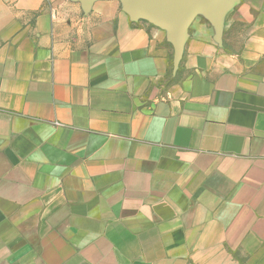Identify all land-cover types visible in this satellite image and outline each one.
<instances>
[{
    "label": "crops",
    "instance_id": "crops-1",
    "mask_svg": "<svg viewBox=\"0 0 264 264\" xmlns=\"http://www.w3.org/2000/svg\"><path fill=\"white\" fill-rule=\"evenodd\" d=\"M218 10L174 67L127 0H0V264H264V0Z\"/></svg>",
    "mask_w": 264,
    "mask_h": 264
},
{
    "label": "water",
    "instance_id": "water-1",
    "mask_svg": "<svg viewBox=\"0 0 264 264\" xmlns=\"http://www.w3.org/2000/svg\"><path fill=\"white\" fill-rule=\"evenodd\" d=\"M89 2L90 0H83ZM233 0H127V10L133 18H143L168 30L174 46V67L180 59L183 43L190 24L198 14H203L221 34L219 7Z\"/></svg>",
    "mask_w": 264,
    "mask_h": 264
},
{
    "label": "rangeland",
    "instance_id": "rangeland-1",
    "mask_svg": "<svg viewBox=\"0 0 264 264\" xmlns=\"http://www.w3.org/2000/svg\"><path fill=\"white\" fill-rule=\"evenodd\" d=\"M80 9H81V14L82 13H85V10H84V7L83 6H80Z\"/></svg>",
    "mask_w": 264,
    "mask_h": 264
}]
</instances>
